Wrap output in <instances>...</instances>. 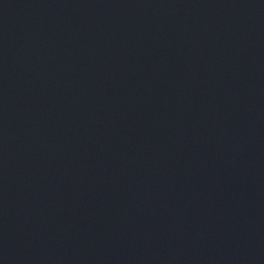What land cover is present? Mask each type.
<instances>
[{
	"label": "water",
	"instance_id": "1",
	"mask_svg": "<svg viewBox=\"0 0 264 264\" xmlns=\"http://www.w3.org/2000/svg\"><path fill=\"white\" fill-rule=\"evenodd\" d=\"M0 181L123 264H264V0H0Z\"/></svg>",
	"mask_w": 264,
	"mask_h": 264
}]
</instances>
